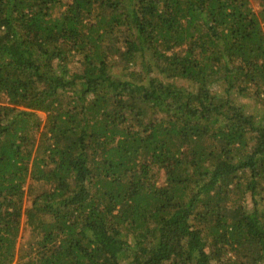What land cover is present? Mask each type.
I'll list each match as a JSON object with an SVG mask.
<instances>
[{"label":"trees","instance_id":"obj_1","mask_svg":"<svg viewBox=\"0 0 264 264\" xmlns=\"http://www.w3.org/2000/svg\"><path fill=\"white\" fill-rule=\"evenodd\" d=\"M234 95L264 106V0H0V264H264Z\"/></svg>","mask_w":264,"mask_h":264},{"label":"rangeland","instance_id":"obj_2","mask_svg":"<svg viewBox=\"0 0 264 264\" xmlns=\"http://www.w3.org/2000/svg\"><path fill=\"white\" fill-rule=\"evenodd\" d=\"M253 5H254L255 8L258 7V4L257 3H253ZM234 100L239 105H244L246 107L247 111H249V113H252V112H261L262 110H264V106L257 104L256 102H254L255 100H253V99L243 98L241 96L234 95ZM0 104H4V103H1L0 102ZM37 114L42 119V123L44 125L45 124V121H46V114L43 113V112H37ZM31 183L32 182L30 181L29 184H31ZM159 183L160 184L162 183V179L159 181ZM45 188L50 189L51 186L49 185V186H46ZM28 206H30V199L27 196L26 199H25V207H28ZM23 222H24V220H23ZM30 234L31 233L29 232L28 228L23 223L22 224V227H21V232H20V235H19V239H18V244H17V255H16L17 258L15 259L14 263H16L17 260H18L19 249L21 247H23L27 243V240L29 239Z\"/></svg>","mask_w":264,"mask_h":264}]
</instances>
